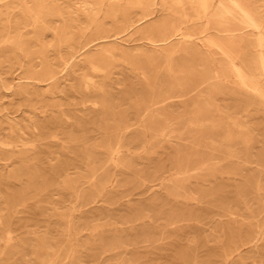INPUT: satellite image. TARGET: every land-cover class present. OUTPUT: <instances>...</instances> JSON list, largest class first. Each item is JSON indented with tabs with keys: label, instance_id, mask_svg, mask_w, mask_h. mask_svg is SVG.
Returning <instances> with one entry per match:
<instances>
[{
	"label": "rangeland",
	"instance_id": "1",
	"mask_svg": "<svg viewBox=\"0 0 264 264\" xmlns=\"http://www.w3.org/2000/svg\"><path fill=\"white\" fill-rule=\"evenodd\" d=\"M85 1L0 0V264H264V102Z\"/></svg>",
	"mask_w": 264,
	"mask_h": 264
},
{
	"label": "bare ground",
	"instance_id": "2",
	"mask_svg": "<svg viewBox=\"0 0 264 264\" xmlns=\"http://www.w3.org/2000/svg\"><path fill=\"white\" fill-rule=\"evenodd\" d=\"M120 1L97 0L96 4L115 7ZM135 4L152 7L150 12L141 15V20L154 15L157 6H178L182 10L183 21L171 24L160 43L149 40L153 48L166 46L162 47L166 67H171L173 57L181 53L189 65L192 63L199 68L196 75L202 82L230 83L264 102V0H135ZM95 5L85 1L82 9L92 14ZM198 88H193L189 94L198 96Z\"/></svg>",
	"mask_w": 264,
	"mask_h": 264
}]
</instances>
